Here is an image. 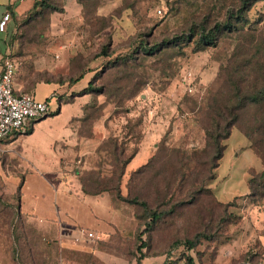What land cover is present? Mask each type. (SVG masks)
<instances>
[{
    "label": "rangeland",
    "instance_id": "374dc122",
    "mask_svg": "<svg viewBox=\"0 0 264 264\" xmlns=\"http://www.w3.org/2000/svg\"><path fill=\"white\" fill-rule=\"evenodd\" d=\"M74 1L77 7L70 0L66 9V0H50L48 8L15 20L8 55L22 77L46 74L62 81L53 96L50 87L35 91V99L47 102L50 111L61 109L43 119L31 138L22 135L19 147L56 137L66 146L58 144L53 153L70 149L72 171L77 166L82 172L89 193L113 188L93 197L111 196L123 229H114L109 235L116 239L105 243H78L92 251L77 255V264H191L187 257L192 264H264V191L257 187L252 194L248 187L263 168L241 130L233 128L223 142L215 178L205 183L209 193L191 196L190 175L191 157L205 144L207 106L232 95L247 73L237 62L253 54L252 61L262 58L251 83L261 80L264 1L243 14L239 32L221 35L214 46L200 45L199 36L229 12L237 13L240 0ZM141 45L153 52L140 51ZM82 65L99 70L95 91L87 95L88 82L74 89L67 84ZM84 105L89 108L83 110ZM143 136L151 156L159 148L149 168L130 177L124 162ZM13 151L0 153V264H7L6 257L8 264H58V241L28 214L16 217V185L28 164L18 149ZM145 154L142 150L128 171L142 165ZM57 180L63 182L60 174ZM134 197L146 207L129 203ZM153 213L158 218L147 225ZM196 235L193 250L174 249L176 242Z\"/></svg>",
    "mask_w": 264,
    "mask_h": 264
},
{
    "label": "crops",
    "instance_id": "0c3cea01",
    "mask_svg": "<svg viewBox=\"0 0 264 264\" xmlns=\"http://www.w3.org/2000/svg\"><path fill=\"white\" fill-rule=\"evenodd\" d=\"M68 1L70 0H66L65 3L66 9ZM71 1L75 3L74 0ZM38 2L40 0H0V76L3 69L2 59L8 55L9 35L14 21L25 17ZM74 6L77 7V4L75 3ZM89 74L84 75L71 89L76 86H86L87 82H89ZM47 78L33 82L28 77H22V74L18 72L17 66L13 80L14 91L22 94L30 93V95L34 96L38 88L45 89L50 87L49 92L53 96L62 85L50 79L49 76ZM59 108L61 109V106ZM42 120L34 123L30 134H26V132L14 133L3 140L0 143V153L13 154L14 149L19 150L22 160H25L28 164V168H24L22 173L24 180L21 188V211L31 216L37 222L41 231L58 241L61 250L66 253V257L71 264H77V255L90 254L92 250H89L83 244H73L70 239L59 241L61 226L74 231L78 229L97 231L104 236L113 232L114 229H123V225H120L121 220L116 217L118 214L111 196L104 194L92 197L86 196L80 191V184L76 176L78 173L77 166H74L75 170L72 171L73 166L70 164L72 162L70 149L68 151L65 150L62 155L53 153L56 151L58 144H61V147L66 146L61 140L47 136L43 142L32 143L26 146L25 149L19 147V142L23 139L21 136L26 134L31 138L34 128L40 125ZM94 128L95 134L96 126ZM94 142L96 143V141ZM147 143L148 140L144 136L139 146V151L135 155L136 157L142 150L145 151L146 154L142 159V165L151 157V154L147 151ZM77 145V154H82L78 142ZM58 148L61 149L60 146ZM135 157L127 165V172H131L128 171V166ZM70 173L73 175H70ZM58 174L62 176L63 182L57 180Z\"/></svg>",
    "mask_w": 264,
    "mask_h": 264
},
{
    "label": "trees",
    "instance_id": "16d2710c",
    "mask_svg": "<svg viewBox=\"0 0 264 264\" xmlns=\"http://www.w3.org/2000/svg\"><path fill=\"white\" fill-rule=\"evenodd\" d=\"M49 1L50 0H40V2L35 4L33 10L28 14L36 12V10L39 9L44 10L45 8H48ZM81 1L82 0H78L79 4L83 5ZM258 1H264V0H240V7L237 10L238 11L237 13L229 12L226 19H224L222 22H216L213 28L211 29V31H209L208 33H201L198 40L200 45L214 46L216 41L221 37V35L239 32L241 27L240 25L246 21L245 16L243 14L249 11L252 4ZM141 48L142 50L140 49V51L144 53L145 52L147 53V51L153 52L152 49L147 50L146 46L141 45ZM253 57L254 54L253 56H249V58L243 62L242 61L237 62V67L241 66L247 73H245L244 77L239 79V82L235 83L233 89L234 93L232 95L225 96L226 97L225 99L213 101L211 104L207 106L206 109L207 120L206 123H204L202 126V131L205 137L204 148L200 154L194 153L191 157L193 161L192 162L193 169H191V173H190L191 177L193 178V190L191 191V196L195 194H202L204 192L209 193V189L205 188V183L207 181L214 180L215 176L213 171L218 168L220 160L222 159L225 150V146L223 145V142L229 138L231 134V130L233 128H239L241 130L244 137L250 143V149L252 150L254 155H256L260 159L261 166L263 168V171L259 175L251 176V178L249 179L248 181L249 190L252 194H254V190L257 187H259L261 190L264 191V63H262V65L259 66V74H261L260 76L261 80L259 84L257 85L252 84L251 72H253L257 68V67L255 68L254 66L258 64L260 60H263L262 58L261 59L259 58L256 61H252ZM79 60L80 59L77 58V61ZM122 61L123 60H120V63ZM117 62H109V63L110 65H112L113 63H117ZM124 62L125 61H123V63ZM101 68H103V66H101ZM93 69L90 68L89 65H82L79 69H77V78H75L74 80L69 78L67 80V84L70 87H72L84 75H86L87 73H93L92 77L88 82L87 87L85 88L86 92H84V95L91 94V92L95 91L94 88L92 89L93 80L97 79L99 75V70L98 69L93 70ZM47 77L48 76L46 74H43L42 78L35 79L33 80V82L48 79ZM246 77L249 78L248 82L246 81ZM50 79L53 78L50 77ZM53 80L56 81L57 83L59 82L60 84L62 82L60 78ZM25 94H30V93H25ZM87 108H89L88 105H84L82 107L83 110ZM59 109L60 108L58 107L56 112L50 111L46 117L58 114ZM31 132H32V126L30 127V130L26 132V134H30ZM143 138L140 144L142 143ZM156 150L144 165L140 166L134 171H131L130 177L131 176L134 177L136 175L138 176L149 168L150 163L155 157ZM138 151H139V147L136 149V151L133 154H131L128 157V159H126V161L124 162L123 169H126L127 165L135 157ZM202 156H204V160L201 159ZM198 167L203 168L201 173L196 170V168ZM203 172H205V174H203ZM81 174L82 172L79 171L76 176L80 184V191L84 195L93 197L102 194L104 192L109 193L110 190H113V188H108V189H103L101 193L99 192L89 193L86 184L81 181L80 178ZM182 179H184V176H182ZM23 180H24V176L21 177L20 181L16 185V191H15L17 218H19L20 215L27 216L25 213L21 211L20 208L21 197H22L21 188L23 185ZM94 183L98 184V181H95ZM115 192L117 193V198L121 199V196L119 195V189L115 190ZM261 197L264 199V194H261ZM129 203H133V204L138 203L139 205L146 207V203L138 202L136 197L130 199ZM148 217H149V221L147 222V225L150 224V221L157 220L158 218L155 213L151 215L149 214ZM110 239H116V237L114 235L106 234L104 235V239L101 243H105L104 241L107 242ZM199 239L200 237L196 235L193 240L176 242L174 244V249L178 250L180 247H182L185 250H193L194 247L198 244ZM6 259L8 264V257H6ZM187 260L189 261V263L191 264L193 263L192 259L188 257ZM137 264L140 263L138 262Z\"/></svg>",
    "mask_w": 264,
    "mask_h": 264
},
{
    "label": "built area",
    "instance_id": "2783aa9c",
    "mask_svg": "<svg viewBox=\"0 0 264 264\" xmlns=\"http://www.w3.org/2000/svg\"><path fill=\"white\" fill-rule=\"evenodd\" d=\"M0 76V143L14 133H25L27 126L42 120L50 112L47 102L37 101L30 94L16 93L13 80L17 70L14 59L6 55L2 59ZM70 239L71 242H87L96 244L103 241L104 236L97 231L87 229L68 230L61 226L59 241ZM58 264H71L60 248Z\"/></svg>",
    "mask_w": 264,
    "mask_h": 264
}]
</instances>
